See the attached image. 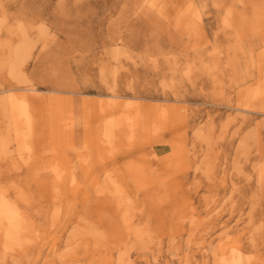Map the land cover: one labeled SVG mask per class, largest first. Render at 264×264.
I'll return each mask as SVG.
<instances>
[{"label": "rangeland", "instance_id": "rangeland-1", "mask_svg": "<svg viewBox=\"0 0 264 264\" xmlns=\"http://www.w3.org/2000/svg\"><path fill=\"white\" fill-rule=\"evenodd\" d=\"M0 264H264V0H0Z\"/></svg>", "mask_w": 264, "mask_h": 264}]
</instances>
